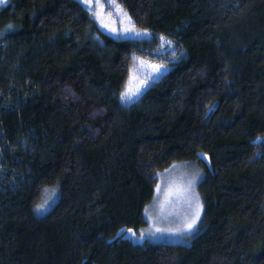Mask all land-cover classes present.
<instances>
[{
	"label": "trees",
	"instance_id": "1",
	"mask_svg": "<svg viewBox=\"0 0 264 264\" xmlns=\"http://www.w3.org/2000/svg\"><path fill=\"white\" fill-rule=\"evenodd\" d=\"M119 2L179 55L127 106L154 39L114 38L79 0L0 7V264H264V0ZM201 154L191 242L120 235L147 224L158 175Z\"/></svg>",
	"mask_w": 264,
	"mask_h": 264
},
{
	"label": "rangeland",
	"instance_id": "2",
	"mask_svg": "<svg viewBox=\"0 0 264 264\" xmlns=\"http://www.w3.org/2000/svg\"><path fill=\"white\" fill-rule=\"evenodd\" d=\"M8 1L2 0L0 7ZM101 3L104 5V14L101 19L96 18L94 12L90 11V13L105 33L116 39L147 40L150 42L155 40L150 49L134 55L130 77L124 89V91L131 90L133 95L126 100H122L120 96L122 104L127 106L138 101L149 87L168 72L171 63L179 56L178 51L173 43H167L169 39L166 37L163 36L165 39H161V36L154 38L152 32H144L143 29L138 28L132 18L131 25H129L127 19L122 18V13H126L127 16L130 15L119 0H101ZM116 4L120 7L116 8ZM124 28L130 30L124 33L122 32ZM112 29H117V31L114 32ZM154 65H160V70L155 71ZM209 169V156L201 154L195 160L175 163L170 169L160 173L157 183L159 189L156 186L155 197L145 211L147 224L139 230L132 229V233L128 232V229L122 230L120 235L138 244L146 242L189 244L202 223L204 204L199 192V185L207 176ZM194 174L195 179L189 189L188 181ZM192 194L198 196L202 208L193 229L184 230L183 226L196 210L195 200L191 198ZM58 196L57 187L47 189L41 203L44 204V208L40 210L36 208V213L40 216L47 214ZM173 229L177 231H171ZM140 233H144L142 238Z\"/></svg>",
	"mask_w": 264,
	"mask_h": 264
},
{
	"label": "snow or ice",
	"instance_id": "3",
	"mask_svg": "<svg viewBox=\"0 0 264 264\" xmlns=\"http://www.w3.org/2000/svg\"><path fill=\"white\" fill-rule=\"evenodd\" d=\"M0 2H2V0H0ZM81 2L85 5V7H87L89 9V11L94 12L96 18L101 19L103 16V9H104V5L101 3V0H81ZM116 8H119L120 6L118 4L115 5ZM122 18L127 19L128 24L131 25V17L127 16L126 13H122ZM8 28H11L12 25L9 24L7 26ZM130 29L129 28H124L122 30V32L126 33L128 32ZM112 31H117V29H112ZM144 32H147L148 30L145 29L143 30ZM161 39H165L163 36H161ZM168 44H171L172 41L171 40H167ZM155 71H159L160 70V65H154L153 66ZM133 95V93L131 92V90H125L122 91L120 93L121 99L122 100H126V99H130L131 96ZM257 140L261 139L260 137L256 138ZM206 155V154H205ZM195 179V174L193 175V177L188 181V185H189V189L191 188L193 181ZM157 189H159V186H157ZM192 199L195 200V204H196V210L194 212V214L187 220V222L185 223L184 230H191L193 229V226L196 224L197 219L199 218L200 215V209L202 208V204H200L199 202V198L197 195L192 194L191 196ZM44 208V204H40L37 205V210L43 209ZM171 231H177L175 229L171 230ZM128 232L132 233L133 230L132 229H128ZM135 234V233H133ZM141 238L144 236V233H140Z\"/></svg>",
	"mask_w": 264,
	"mask_h": 264
}]
</instances>
